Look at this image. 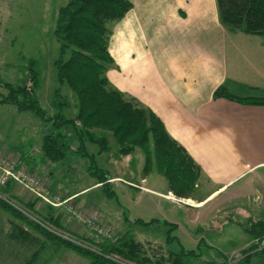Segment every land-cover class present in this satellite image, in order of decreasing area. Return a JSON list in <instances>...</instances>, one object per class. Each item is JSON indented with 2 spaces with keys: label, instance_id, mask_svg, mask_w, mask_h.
Returning a JSON list of instances; mask_svg holds the SVG:
<instances>
[{
  "label": "rangeland",
  "instance_id": "obj_1",
  "mask_svg": "<svg viewBox=\"0 0 264 264\" xmlns=\"http://www.w3.org/2000/svg\"><path fill=\"white\" fill-rule=\"evenodd\" d=\"M65 3L66 0H0V82H22L28 76L29 61H33L39 73L36 96L40 107L50 115L56 109L54 95L58 88L53 65L58 44L53 31L58 11ZM112 68L113 65L106 73L107 79ZM0 94H6L1 84ZM61 95L70 105L64 113L74 115L72 93L64 87ZM44 132L45 128L31 113H19L13 106L0 105V152L11 158L28 155L32 160L27 168H32L30 171L45 182L47 195L55 204L45 203L20 185L10 183L0 187V201L10 209L0 208V213L13 221L17 218L27 221L38 229L41 238L36 245H23L22 264H89L86 258L57 240L101 255V248L98 250L95 245L117 243L125 235L139 245L148 264H172L171 260L177 261L179 256L187 264H261L264 259V231L254 226L260 222L247 220L237 209L231 214L211 215L206 213L207 203L193 207L209 191L202 171L197 182L182 189L179 182L158 170L152 155L149 164L147 149L151 150V145L146 150L136 148L127 155H120L118 146L110 140L109 151L96 158L98 166L112 178L108 182L114 197L110 199L89 177L86 160L72 157L65 165L57 163L53 167L37 161ZM84 189L87 190L81 192ZM74 193L78 194L71 197ZM64 200L66 203L61 204ZM77 213L99 226V238H96L95 228L80 221ZM64 214L70 217L68 228L73 234L59 226V220L67 218ZM42 231L53 239L44 236ZM188 252L191 254L185 256ZM105 255L114 262L146 264L117 253ZM247 258L249 260L245 261ZM8 262L11 263L10 258Z\"/></svg>",
  "mask_w": 264,
  "mask_h": 264
},
{
  "label": "crops",
  "instance_id": "obj_2",
  "mask_svg": "<svg viewBox=\"0 0 264 264\" xmlns=\"http://www.w3.org/2000/svg\"><path fill=\"white\" fill-rule=\"evenodd\" d=\"M128 1L111 25L112 86L149 109L199 166L209 191L193 207L264 223V106L214 97L220 87L264 97V37L228 32L215 0ZM64 215L59 226L73 234ZM37 230L0 213V264H22Z\"/></svg>",
  "mask_w": 264,
  "mask_h": 264
},
{
  "label": "trees",
  "instance_id": "obj_3",
  "mask_svg": "<svg viewBox=\"0 0 264 264\" xmlns=\"http://www.w3.org/2000/svg\"><path fill=\"white\" fill-rule=\"evenodd\" d=\"M215 2L219 22L228 32L264 37V0ZM130 9L128 0H66L65 5L59 9L53 31L58 44V55L53 63L58 88L54 95L57 100L56 109L52 115L44 111L38 102L36 91L39 88V73L33 61H29L26 67L28 76L22 82H0L6 89L5 95L0 94V105L13 106L19 113H31L45 128L38 161L41 164L50 163L53 167L57 163L65 165L72 157L86 160L89 177L95 180V185L102 187L110 199L114 197L113 192L109 191L108 182L112 178L96 161L97 156L109 151L110 140L118 146L120 155H127L136 148L146 150L151 145L152 149H147L149 164L152 155L158 170L179 182L182 189L197 182L201 172L199 166L170 138L162 122L149 109L119 92L107 79L106 73L113 65L108 50L111 25L121 20ZM64 87L75 98L76 113L71 116L64 113L70 107L61 95ZM214 97L264 106V97L234 98L224 87L216 89ZM18 156L28 166L31 158L23 154ZM181 190L178 191L180 196ZM0 208L10 211L1 201ZM254 226L264 231V223ZM42 233L53 239L52 235ZM59 240L64 247L86 258L89 264H120L105 255L108 253L150 263L142 257L139 245L129 235L121 237L117 243L103 242L95 245L98 250L101 248V255ZM91 244L94 245V241ZM188 254L191 252L185 256ZM171 261L172 264H187L181 256L177 261ZM261 264H264V259Z\"/></svg>",
  "mask_w": 264,
  "mask_h": 264
},
{
  "label": "built area",
  "instance_id": "obj_4",
  "mask_svg": "<svg viewBox=\"0 0 264 264\" xmlns=\"http://www.w3.org/2000/svg\"><path fill=\"white\" fill-rule=\"evenodd\" d=\"M10 183L22 186L24 189L28 190L30 193H32L33 195H35L36 197L51 206L55 205L54 202L47 195V188L45 187V182L40 179L35 172L30 171L29 168H27V165L20 159V156L11 158L7 157L6 155H3L0 152V187H6ZM55 200L57 201L58 199ZM63 202L66 203V201L64 200L61 201V204H63ZM76 217L79 218V220L85 223L86 225H92L95 228L96 238H99V226L94 225L91 221L92 219H87L83 215L78 213ZM53 234H55L56 236L58 235V237L60 236L65 238L64 236H61L57 233ZM105 236L107 238H111V235L109 233H105ZM76 244L82 246L81 244ZM112 261H114V259ZM116 263L128 264L121 263L119 261H117Z\"/></svg>",
  "mask_w": 264,
  "mask_h": 264
},
{
  "label": "bare ground",
  "instance_id": "obj_5",
  "mask_svg": "<svg viewBox=\"0 0 264 264\" xmlns=\"http://www.w3.org/2000/svg\"><path fill=\"white\" fill-rule=\"evenodd\" d=\"M188 203H191V201H187Z\"/></svg>",
  "mask_w": 264,
  "mask_h": 264
}]
</instances>
